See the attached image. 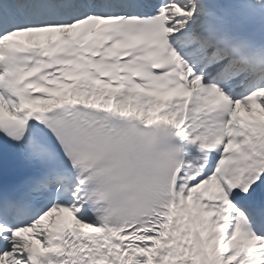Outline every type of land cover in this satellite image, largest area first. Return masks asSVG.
<instances>
[{
	"label": "snow or ice",
	"instance_id": "obj_1",
	"mask_svg": "<svg viewBox=\"0 0 264 264\" xmlns=\"http://www.w3.org/2000/svg\"><path fill=\"white\" fill-rule=\"evenodd\" d=\"M0 264H264V0H0Z\"/></svg>",
	"mask_w": 264,
	"mask_h": 264
}]
</instances>
